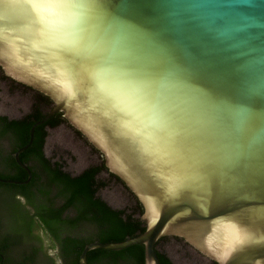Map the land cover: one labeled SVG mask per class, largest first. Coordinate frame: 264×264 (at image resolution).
<instances>
[{
    "label": "water",
    "instance_id": "obj_1",
    "mask_svg": "<svg viewBox=\"0 0 264 264\" xmlns=\"http://www.w3.org/2000/svg\"><path fill=\"white\" fill-rule=\"evenodd\" d=\"M113 9L112 34L125 50L136 53L142 67L160 66L158 87L185 110L212 117L232 105L234 125L241 123L239 109L257 118L264 114L259 50L264 47V0L243 6L203 0L181 4L180 10L188 9L193 19L179 39L162 35L163 17L173 10L171 0H120ZM99 10V4L71 9L67 0H0V68L6 77L53 102L31 127L29 143L15 153L28 179L0 181H31V169L20 155L33 144L36 128L62 113L144 209V233L119 243L88 244L79 264H88L92 250L122 251L135 245L144 246L145 264H161L157 244L170 236L183 239L215 264H264V163L259 146L246 169L232 170L228 158L238 150L236 143L210 122L211 142L178 153L140 123L131 108L102 91L95 77L98 69L67 43L83 18ZM95 23L89 21V31ZM181 47L190 48L195 58L182 57ZM205 169L213 172L211 179H194Z\"/></svg>",
    "mask_w": 264,
    "mask_h": 264
},
{
    "label": "snow or ice",
    "instance_id": "obj_2",
    "mask_svg": "<svg viewBox=\"0 0 264 264\" xmlns=\"http://www.w3.org/2000/svg\"><path fill=\"white\" fill-rule=\"evenodd\" d=\"M190 0H171L173 10L169 11L163 22L165 37L175 35L178 39L188 32L192 26V17L188 9L180 10L181 4ZM203 2L234 3L247 5L250 0H203ZM71 9H83L87 5H100L94 17H85L82 26L73 34L67 43L84 62L95 65L98 71L95 77L100 89L108 96L118 98L136 114L140 123L151 127L153 134L176 152H190L197 145L211 142L208 133L211 122L223 128L229 139L236 143L237 151L230 154L228 161L232 170L247 168L248 159L254 149L259 146L261 162L264 163V114L259 118L249 110L239 109L241 123L234 125L233 108L226 106L219 115L208 117L204 114L189 112L178 105L158 87V64L142 67L136 53L125 50L121 40L111 32L113 5L120 0H67ZM73 18L81 20L75 12ZM91 19L96 23L89 31ZM107 25V27H105ZM261 62L264 64V47H261ZM182 57L195 58L196 53L190 48H179ZM213 172L205 169L195 174L194 179L206 181L213 177Z\"/></svg>",
    "mask_w": 264,
    "mask_h": 264
},
{
    "label": "trees",
    "instance_id": "obj_3",
    "mask_svg": "<svg viewBox=\"0 0 264 264\" xmlns=\"http://www.w3.org/2000/svg\"><path fill=\"white\" fill-rule=\"evenodd\" d=\"M52 103L50 98L40 94L38 103L35 102L32 112L24 119L9 121L7 117L0 116V140L10 137L12 141H15L14 149L8 155L4 156L3 151H0V159H2L5 167L10 171L17 170L13 175L10 173L1 174L5 180L25 181L28 179V173L18 166L14 154L29 143L31 127L48 114L45 110ZM64 122L66 121L63 114L57 113L48 122L37 127L33 144L20 155V159L23 163H27L33 157L35 164L42 168V171L47 175V189L40 190L42 197H47L51 194V190L56 187L58 194L54 199H57L58 196L65 200V205L62 208H52L49 212L53 214L44 215L43 221L46 227L50 228L49 222L62 223L61 217L64 211L69 208L74 209L75 216L70 220L73 235L60 240L61 255L66 261L65 264H79L81 254L88 244L123 242L144 233L146 227L145 222L141 219L144 209L137 198H135L136 204L134 206L114 209L98 195L99 189L107 185L106 182L97 183L98 175L103 171L108 172L104 163L85 169L75 177H71L58 163L55 164L56 166H52L50 159L44 153L48 136L47 129L48 127H58ZM110 175L121 182L115 175ZM37 179H40L39 174L34 175L29 186L1 183L0 187L8 196L24 193L30 201H33L36 195H34L32 187L36 186L35 180ZM48 199L49 201L54 200L53 198ZM87 225L92 226L95 230L93 232L85 231ZM8 246L9 243L3 244L1 251ZM87 257L88 264H145L143 245L131 246L122 251L95 249L90 251ZM158 257L161 264H174L165 252L158 251Z\"/></svg>",
    "mask_w": 264,
    "mask_h": 264
},
{
    "label": "flooded vegetation",
    "instance_id": "obj_4",
    "mask_svg": "<svg viewBox=\"0 0 264 264\" xmlns=\"http://www.w3.org/2000/svg\"><path fill=\"white\" fill-rule=\"evenodd\" d=\"M0 80H2L3 82H6L11 87V90L14 91V94L20 99V101H24L27 99L26 94L32 95L33 104L31 105L30 112L26 113L25 115L12 117L8 115L0 114L1 117H7L9 121H13V120L17 121V120L24 119L28 114L32 112L35 102L38 103V98L40 96V93L23 84H20L6 77L1 68H0ZM52 108H53V103L49 107L46 108L45 112L48 113ZM66 123L69 124L66 121L62 123L61 125L66 124ZM61 125H59L58 127H60ZM58 127H55V128L48 127V129H56ZM76 133L78 135H81L78 131H76ZM2 142H7L5 143L7 144V146L5 145L3 147L1 145L2 149L3 148H9L10 150L14 149L15 141H12L10 137H7L6 139H1L0 144ZM89 146L92 148V150L96 154H99L101 156V162L99 164L92 165L90 167L102 165L104 163V157L102 156V154L97 149H95L90 143H89ZM44 150H45V146H44ZM2 154L4 156L8 155V153L6 152H3ZM14 159H15V154H14ZM50 161L53 167L56 166L55 165L56 163H58L62 166V169L64 170V167L60 161H56V160H50ZM24 164L29 166V168L31 169L32 179L29 183L23 184V185L29 186V184L32 182L34 178V175L36 174L40 175V179L35 180L36 186L32 187L33 193L34 195H36V197L34 198L33 201H30L27 195L24 193H18V194H15L14 196L13 195L8 196V194L5 193L4 189L0 187V192L3 193L2 199L0 200V252H1L0 253V264H59L58 260L61 261L60 264H65L66 261L63 260V256L61 255V241L60 240L65 239L67 236L73 235V231L70 228V220L73 219L75 216L74 209L69 208L68 210L64 211L61 217L64 223L63 222L62 223L49 222L48 225L50 228L46 227L43 221L44 215L53 214L52 212H49V210H52V208L53 209L62 208L65 205V200L62 197H58V196H57V199H54L55 196L58 194L56 187H54L51 190V194H49L47 197H42L40 190L44 188L47 189V182H48L47 175L42 171L43 170L42 168H39L35 164V159L33 157H31L30 160ZM15 171L17 170H14V171L8 170L7 167H5V165L3 164L2 159H0V179L5 180L4 178L1 177V174L10 173L13 175L15 174ZM81 173L77 175H80ZM103 173L107 174V176L112 182L122 186L132 196L133 193L123 184L122 181L119 182L116 178H113L110 175L111 173H109V171L101 172V174ZM70 175L71 177L77 176L74 174H70ZM100 175H98L97 177V183L99 184L102 182H105L103 180L101 181L99 180ZM1 183L7 184L5 182L0 181V184ZM105 187H102V188H105ZM98 195H99V192H98ZM48 198L50 199L53 198L54 200L49 201ZM131 198H132L131 205L134 206L136 204V201H135L136 197L133 195ZM3 214H5V216L8 215L7 218L10 221L7 224V227H9V230H7V232H4L2 229V218H3L2 215ZM171 239L176 242H179L183 246L190 248L193 251H196L197 252L196 255H198L199 257L205 258L199 251L193 249L187 242L177 237L170 236V237L163 238L162 240L159 241L157 245V250L159 252H163L159 250L158 247L160 246L162 242H165ZM6 243H9V246L5 247V250L1 251V246ZM15 251L18 252V255L13 257L12 254ZM212 264H215V263L212 262Z\"/></svg>",
    "mask_w": 264,
    "mask_h": 264
},
{
    "label": "rangeland",
    "instance_id": "obj_5",
    "mask_svg": "<svg viewBox=\"0 0 264 264\" xmlns=\"http://www.w3.org/2000/svg\"><path fill=\"white\" fill-rule=\"evenodd\" d=\"M26 96V100L20 101L14 94V91L11 90V87L6 82L0 80V114L13 117L30 112L33 97L30 94H26ZM5 143L7 142L0 144V151L11 152L12 150L9 148L2 149L1 145L3 147L7 146ZM44 151L48 159L60 161L64 170L74 175L101 162V156L96 154L89 146V143L67 123L56 129H48ZM99 180H103L107 184L105 188L99 189V196L110 206L116 209H125L132 206L131 195L122 186L112 182L107 174H101ZM2 194L0 192V200L2 199ZM7 216L5 214L2 215V229L4 232L9 230L7 224L10 221ZM87 230L88 232H93L95 229L87 225L85 231ZM158 249L165 252L174 264H212L211 261L196 255V251L172 239L162 242ZM12 255L13 257L17 256L18 252L15 251ZM58 263L60 264L61 261L58 260Z\"/></svg>",
    "mask_w": 264,
    "mask_h": 264
}]
</instances>
